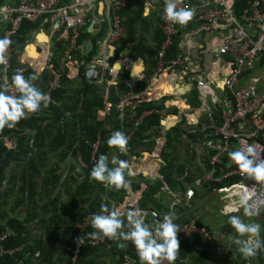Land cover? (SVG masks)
Instances as JSON below:
<instances>
[{
	"label": "built area",
	"instance_id": "1",
	"mask_svg": "<svg viewBox=\"0 0 264 264\" xmlns=\"http://www.w3.org/2000/svg\"><path fill=\"white\" fill-rule=\"evenodd\" d=\"M134 1L67 0L63 3L62 0H18L15 4L0 6V17L7 23L2 39L7 38L11 41L3 52L4 62L0 63V84L10 85L11 77L16 72L12 71L11 58L15 52L13 43L17 42L19 46L23 43L18 41V38H21L19 31L22 24L37 23L45 19L50 42L52 39L53 45L56 41L63 44L60 71L54 70L48 81L47 94L51 97L52 93L60 88L63 73L71 78L81 74L73 64L77 61L74 54L83 52V45L80 42L83 32L88 30L92 21L96 22L95 25L100 24V16L104 15L107 21L106 33L96 40L99 52L95 59L85 65L83 72L85 79L96 84H103L107 78L109 79L106 91L110 87L115 90L118 102L114 108L120 120L131 114L138 103L147 102L150 92H153V96L160 94V84L163 82H169L174 88L190 86L185 95H173L170 98H176L174 99L176 102L184 99L189 103L188 95L197 94L200 107L194 109L190 107V110H180L178 107L177 110L182 114L185 111H193L189 114L186 112L183 117L179 112L178 114L181 121L185 120L189 127V134L200 143L206 154L205 159L200 162L203 167L206 166V170L197 175L189 167H183L182 173L176 177V181L182 184L183 188L176 191L160 174L163 168L158 162L161 149V152L153 150L147 161L143 160L145 151L139 152V155H131L126 150L123 153L128 165L126 170L131 171L134 177L148 172L149 174L142 178L152 183L161 181L160 191L170 199V204L163 210H157L151 205L145 209L141 208L144 192L135 189L129 183L126 189H122L121 200L108 202L109 208L119 210L124 219L129 210L141 209L145 222L153 228L157 221H162L166 213L172 212L176 217L173 222L179 225L180 229L177 233L179 244L189 238H195L201 242L203 249L206 248L204 244L212 248L216 245L218 236L221 238L226 236L219 231H212V228L210 229L198 216V207L205 199L200 200L202 196L216 195L220 203L219 214L225 218H229L230 215L244 216L243 209L239 208L242 197L247 198L253 210L258 213L247 218L258 216L264 209V184L246 178L235 165L227 167L228 153L248 145L255 146L260 158L264 159V74L260 76L255 74L256 70L264 66V0H183L181 6L196 8L194 18L183 26L162 19L163 0H137L143 2V15L157 13L162 42L156 51L146 85L139 92L119 91L117 74L121 68L131 72V64L121 63L118 72L115 71L117 63L109 64L110 48L123 38L125 29L122 12ZM239 1L241 3L238 7ZM38 36L39 33L34 42L25 41L22 46L18 59L21 67L18 70L24 76L31 69L37 75L53 69L50 62L53 55H48L43 65L31 62L30 59H22L27 47L30 46H36L35 51L42 54L38 47ZM213 36H216L215 40H211ZM168 51L169 54L172 53L169 58ZM67 64H70L68 69ZM51 102L57 104L55 100L51 99ZM167 103L168 99H165L164 105ZM152 113L160 114L161 111L155 108L143 110L137 118L133 117L134 128L141 125ZM97 115L102 114L97 112ZM191 115H196V120L191 119ZM5 130L19 131V128L5 127ZM132 133L133 131L128 134V139ZM0 141L4 142L9 150L15 148L16 142L7 135L0 134ZM99 143L100 133H97L94 142L85 141L90 149L88 162L82 160L79 152L76 154V167L72 173L78 175V179L84 178V171L94 166ZM154 165L156 168L150 169ZM233 179L236 181L231 182ZM246 181L252 186H248ZM102 187L103 194H106L107 189L103 184ZM158 195L156 199L159 200L160 194ZM89 218L86 216L73 225L76 232L71 241L72 246L65 247L69 258L68 264H78L80 252L84 247L101 246L108 240L85 239L90 227ZM8 236L10 232L0 234V256L4 253L11 255L23 249V246H20L5 250L3 242ZM81 236L84 239L83 244L78 243ZM179 262L184 263L186 260L180 259ZM124 264H140L134 246L133 255H126ZM246 264L251 262L247 261Z\"/></svg>",
	"mask_w": 264,
	"mask_h": 264
},
{
	"label": "trees",
	"instance_id": "2",
	"mask_svg": "<svg viewBox=\"0 0 264 264\" xmlns=\"http://www.w3.org/2000/svg\"><path fill=\"white\" fill-rule=\"evenodd\" d=\"M66 1L62 0L63 3ZM240 3L239 1L238 7ZM136 13L138 15L140 14L139 12ZM154 15L153 21H156V14ZM36 25V23H23L19 34H24L29 29L33 31L38 27ZM30 31L28 35L20 34L21 38H18V41L25 42L31 33ZM160 34V31L155 30L152 38V40L154 39L153 45L151 47L143 46L146 49L145 53L150 55V57L155 56L156 49L162 41ZM89 36L90 33L86 29L82 34L80 42L83 43ZM55 45L56 48L60 47L62 50V42L56 41ZM96 51L97 47L94 48L91 56H94ZM15 53L17 52H14L11 58L13 72L21 67L18 60L19 57L17 61L14 58ZM118 53L119 51L116 52V55ZM170 55L172 53L169 54L168 51L167 58ZM51 64L54 70L60 71V62L56 55L53 56ZM84 69L79 75L78 81L66 73L62 74L60 88L56 89L51 96V99L55 100L57 104L50 102L47 108L42 107L39 112L31 115L28 119L20 120L15 126L19 128V131H7L5 129L0 131V134L7 135L16 142L15 148L9 150L5 143L0 141V234L10 232V236L3 242L5 250L8 251L23 246L22 251L13 252L11 255L8 253L1 255L0 264H56L52 258L57 255V252L51 247L44 246L42 238L38 239L31 230L26 229V224L34 220H37V224L39 221L46 237L55 235V231L53 230L55 225L65 228L61 238H59V251H65L66 246H72L71 239L75 237L74 233L76 230H74L73 223L69 226L65 218H60L58 214L59 199L56 190L59 186L61 187L65 184L63 182H67V174L72 172L76 167L75 159L78 152L81 154L82 160L88 162L90 149L85 144V141L94 142L97 133H100V143L96 155L97 159L101 154H107L110 160L115 155L119 160L125 161L126 158L123 153H120L115 148L109 149L107 145V140L113 132L119 130L128 136L133 131L128 139L126 149L131 155H139L142 149L141 147L149 148L150 144L153 148L156 140L160 137V134H158L156 137H153L154 140L148 141L142 138V133L152 125L160 127L161 113H152L147 116L143 120V123L136 129L133 125V117L137 118L143 110L152 108L164 110L165 100L151 101L153 98L158 100L157 96L152 95L147 99V102L143 101L137 104L134 111L132 110L134 115L132 113L128 114L123 120H120L114 108L118 102L115 90L110 87L109 91H105L106 81L103 84L89 82L83 75ZM48 71L43 72L39 76L31 69L28 71L29 73H25V78L36 75L38 78L33 83L42 92L47 93L49 88L48 81L51 79ZM76 85L78 88H75ZM0 86L2 85L0 84ZM117 88L119 91H128L124 85H118ZM195 95L198 102L197 108L200 107V101L197 98V94ZM96 112L102 115L97 116ZM173 113L178 114V110H174ZM173 132H179L178 126L167 133L168 139L170 133ZM177 134L178 137H181V133ZM189 136L192 140H195L190 134H188ZM169 144L170 142L168 140L161 152L162 154ZM160 149L161 146H158L156 151L159 152ZM172 163L173 161L164 167L160 174L169 186L178 191L183 186L176 181V177L182 173L183 168L172 172L174 170ZM61 164H65L63 169L61 168ZM109 166L112 167L113 165L110 164ZM44 169H47L46 176H42L41 174ZM84 172L85 176L82 179H78V175L73 173L69 176L72 181L71 188L76 189L78 194L83 197L81 201L85 205L84 208L82 206L76 210L77 212H74L73 215H75L77 221L86 216L90 217L93 214H98L102 203L110 207L109 203L121 200L122 194V189L120 191L107 189L106 197H104L102 184L89 180L91 168L86 169ZM127 172L128 170L125 171L126 179L129 177ZM39 177L42 178V189L38 193V197L40 201H43L42 199L45 198V201L38 205L36 203V187L37 178ZM189 181L191 182L192 179H189ZM235 181L236 179H233L231 182ZM160 182L157 180L151 184V190L147 194L155 203V196L160 192L162 187ZM160 206L158 204L156 209L161 210L162 208ZM63 208H65V205ZM141 208H147V202L144 198L141 203ZM21 214H24V216L22 217ZM39 218L41 219L39 220ZM91 231L93 229L90 226L86 233ZM85 239L88 240L87 236ZM120 242L107 240L101 246L84 247L80 252L78 264H124V257L126 255H133V245L131 242H127V247L120 248L118 247ZM179 245L177 259L174 264H183L179 260L188 259L193 253H197V255H193L194 264H206L209 257L208 245L204 244L206 248L201 253L198 252H200L202 244L195 238H189ZM114 246L120 248L121 251L115 250ZM104 251L109 253L107 255L108 262L98 259ZM234 251L237 252L236 258L232 259L230 254H225L222 256V264H246L247 261H250L251 264H264V256H261L260 252L248 260L237 248L233 250V253ZM56 260H58V264L61 262V259L56 258ZM234 260L235 262L233 263ZM68 261L69 258L67 255L64 257L65 264H68Z\"/></svg>",
	"mask_w": 264,
	"mask_h": 264
},
{
	"label": "clouds",
	"instance_id": "3",
	"mask_svg": "<svg viewBox=\"0 0 264 264\" xmlns=\"http://www.w3.org/2000/svg\"><path fill=\"white\" fill-rule=\"evenodd\" d=\"M134 3L136 5L139 4L136 12L140 13V10L143 9V2L135 0ZM182 4L183 0H163L162 19H164L166 22L181 26L188 24L194 18L196 14V8L194 6H181ZM152 14L153 12L149 15H143L141 13L139 15H141L144 19H148L147 23L150 24L149 17H151ZM103 20L105 26H107L104 18ZM151 25L152 27L150 32L152 34L155 30L160 31L158 22L155 25ZM95 26L96 25H94V27ZM43 28L44 27H42L41 30ZM142 28L144 27L142 26ZM124 29L125 32L123 38L117 44L112 45L110 48V56L112 60L117 58V55L120 54V51L122 49H126L128 47L127 45H124L122 47V41L126 33L125 21ZM40 33L46 34L47 37L50 38L47 32ZM160 37L162 39V34H160ZM96 40L97 38L93 42L95 43L94 48L97 47ZM10 43L11 41L7 38L0 39V63L4 62L3 52ZM81 44L83 45V43ZM134 48L135 46H130L129 49L133 50ZM118 51L119 53L116 55V52ZM98 52L99 48L97 47V51L95 52L93 58L85 62V65L91 60L95 59L98 55ZM114 63L115 61H113L110 65H113ZM134 63L135 62H132L131 69H133ZM37 78L38 77L36 75L25 78L23 73L20 70H17L11 77L10 85L1 84L0 131H3L5 127L14 128L20 120L28 119L31 115L39 112L42 107H48L49 103L51 102V97L49 94L42 92L33 83V81H35ZM177 88L178 87H176L175 89L177 90ZM165 99H167V97L158 100L152 99L151 101H162ZM187 104L190 105L189 103ZM127 144V136L125 135V133L119 130L113 132L107 140L109 149L115 148L120 153L126 152ZM228 157L229 163L227 164V167H232L233 165H235L237 170L246 178L264 184V159L260 158L255 146L248 145L243 149L231 151L228 153ZM110 164L113 166L110 167ZM126 169H128L126 161L119 160L115 155H113L110 160L109 155L101 154L91 169L89 180L103 184L106 189L120 191L121 189H126L130 183V181L126 179L125 176ZM127 175L132 176L133 173L131 171H128ZM160 193L161 191L158 194ZM158 194H156L155 197H158ZM189 195H191V193H189ZM239 208L243 209L244 216L246 217H251L258 214L253 210V206L248 203V200L245 197L241 198ZM175 218L176 217L174 213H166L163 216L162 221H157L156 226L153 228L151 225L145 222V216L141 209L137 208L129 210L126 214V219H124L122 218V214L119 210H110V208L106 204L102 203L100 206V212L98 214L91 215L89 218L90 226L93 231L88 232L85 235L92 241L104 239H108L111 241H121L118 244V247L120 248L127 247V242H131L136 250L140 264H165V262H167V264H174L175 260L177 259L180 246L179 240L177 238V233L180 231V229L179 225L173 222ZM75 222H77L76 219H74V221L72 222L73 225L75 224ZM228 223L231 225L235 232V235L230 238V244L228 247L229 250H231V245L235 244L237 246V250L245 258L254 257L258 254V252L264 250V239H262L260 235L261 225L259 223H246L245 220L242 219V217L239 215H230L228 218ZM78 243H84V239L82 238V236L78 238ZM210 249L211 248H209L208 251H210ZM63 252L67 254L66 251L63 250Z\"/></svg>",
	"mask_w": 264,
	"mask_h": 264
},
{
	"label": "crops",
	"instance_id": "4",
	"mask_svg": "<svg viewBox=\"0 0 264 264\" xmlns=\"http://www.w3.org/2000/svg\"><path fill=\"white\" fill-rule=\"evenodd\" d=\"M17 1L18 0H0V6H2V5H12V4L17 3ZM138 7H139V4L136 5L134 2H132L124 10L123 17H124V21L126 22V33H125V37H124V39L122 41V47L124 45H127L128 47L126 49H122L120 51V54L117 55V58H115L114 60H112V58H110V60H109L110 61L109 64H111L113 61H115V63L119 64L118 67L116 65L115 71H117V72H118V69H119L121 63H123V64H132V62H137L138 60L142 61L141 72H142V68H143V72H142V74L140 72L141 78H138L137 80H136V77H133L132 73L129 72L128 70H125V69L121 68L122 70L120 72H118V74L125 73L127 78L126 79L125 78L122 79V78H119L117 76V82L122 83V85H124L127 88L128 91H133V92H136V91L139 92L146 85V83L148 82V80L150 78L151 68H152L153 62H154V56L150 57V55H147L145 53V51H144V47L143 46L151 47L153 45V42H154V39L152 40L153 34L150 32L151 27H152L151 24L155 25L158 22L157 13L153 12L152 16L149 17L150 24H148L147 23L148 19H144L141 15H138L136 13ZM140 13L142 14V10H140ZM154 14H156V21H153V18L155 17ZM103 18L105 19L104 15H103V17L100 16V24H98V25H96L94 27L93 32L89 31V28H88L87 31H88V33H90V36L88 38L89 40L86 39L83 42V45L87 41L93 43L96 38L102 37L103 34L106 33V31L104 32L106 26L104 24ZM136 21H139L142 24V26L144 27L143 30L136 29V26H137V22ZM105 23L107 25L106 19H105ZM28 24H30V23H28ZM36 24H37L36 27L37 26L38 27L36 29H34L33 31H30L32 29H29L24 34L20 33L21 35H25V34L28 35V32L29 31L31 32L29 34L28 39L26 38V42L27 41L28 42H30V41L34 42L37 39V36H36V39H35V35L36 34H38L40 32H46L44 28L41 30V28L45 25V21L39 22V23H36ZM31 25H33V24H31ZM6 27H7V23H5L4 26L0 27V38L3 36L4 30L6 29ZM40 34H43V33H40ZM40 34H39V36H40ZM49 39L50 38H48V37L46 38L44 35L40 36V38L38 39V41H39L38 47L40 48V51H41L42 54L39 53L38 56L36 57V59L32 57L30 59L31 62L33 60H35L34 61L35 63L43 65L45 63L46 58H47L48 55H53V56L56 55V56H58L57 52H56L57 51L56 45L52 44V39H51V42L49 43ZM26 42L20 43V46L17 44V42L13 43L14 48H15V52H17V53L14 54V58L16 59V61H17V58L20 56V52H21L23 44L26 43ZM130 46H135L136 48H134L133 50H130L129 49ZM27 48L28 49H26L24 54L25 53H31V52H29V49H32L33 51L36 50V46H30V47H27ZM62 51H63V49H62ZM92 52H93V50H91L89 52L90 54L87 55L85 50H84L83 52L74 54V57H75V59L77 61H76V63H73V64H74V66H76L79 69L80 73H82V71L84 69L85 62H87V61H89L90 59L93 58V56H91ZM36 53H37V51H35L33 54H36ZM118 60H120V62ZM50 62H52V60ZM139 65H140V62L137 63L138 67H139ZM69 66H70V64H67L66 68L68 69ZM133 69H135V68H133ZM139 69H140V67H139ZM53 72H54V69L51 68L48 71V74L51 76V75H53ZM40 74L41 73H39V75ZM136 74H137V70L135 69L134 76ZM75 80L76 81L79 80V75L75 78ZM108 80H109L108 78H107V80H105L107 85H108ZM130 82H131V84H130ZM75 88H78L77 85H76ZM104 89L106 91V88H104ZM180 95H183V94H180ZM184 98H187V97H184ZM167 99L170 100V96L167 97ZM164 110L169 111V113H167L166 115H163V117H168V115L170 114V105H166ZM164 110H160L162 114H163ZM191 118L196 119V115H191ZM186 126H187V124H186ZM158 134H160V137L156 141L157 144H156V146L153 149L154 151L157 150V145L161 143L160 139L163 137L161 135V128L152 125L148 130H146V131H144L142 133V136H143L142 138H145V140H148V141L154 140L153 137H156ZM183 135H185V134H183ZM186 136H181V137L179 136V138L176 141L178 143H180V141L183 140L189 146V149L188 150L186 149V151H185V156L187 157V161L188 162L183 163L184 160L181 159L182 161L180 160L181 163L178 166L176 164L177 161H178V158L174 157L171 154V150H170L171 148H170V144H169L168 147L165 148V150H164V153L166 152L168 154V162H165L166 163L165 167L167 165H169L170 162L173 161L172 164H173L174 170L172 172H175L176 170H179V169H181L183 167H189L193 171L194 174L200 175L203 171L206 170V166L203 167L200 164V162L205 159V155L206 154H204V151H203L202 146L200 145V143H198L195 140H192V138H190V136L189 137L187 136V138H186ZM168 140L170 142V137L168 139V137L166 135V143H167ZM166 143H165V145H166ZM141 148L142 149H149V148H143V147H141ZM178 149H179V147H178ZM176 150H177V148L173 149V153L174 154H175ZM161 155H162V153L160 154V156ZM70 174H72V172H70ZM67 179L70 180V183L68 182V180H67V182H63L62 181L65 184H63L61 187L59 186L57 188V190H56V193L58 194L57 197L59 199L58 214H59L61 219L65 218L67 220V223H69V226H70L71 223L75 219V215H73L74 211L69 210V208H73V210H74V208L77 207V203L79 204L81 202V199H83V197L79 196V194H78L76 189H74V188L72 189L71 188L72 181H71L70 178H67ZM210 196H212V195L205 194L204 196H202L200 198V200H202L204 198L208 199V198H210ZM205 199L202 201L201 204H203ZM39 200H40V198H38V200L36 202L38 205H39V202H40ZM42 200L43 201H41V202H44L45 198H43ZM40 204H42V203H40ZM64 205H65V208H63ZM72 205H74V206H72ZM148 206H150V205H148ZM21 216L23 217L24 214H21ZM40 219L41 218H39V220ZM36 222H37V220H34V221H31L30 223H27L26 224V229L31 230V232H33L34 235L36 237H38V239L42 238L43 241H44V246L46 245V247H51V248H53V250L55 252H57V255L52 258L53 262L55 261V263L58 264L57 263L58 260H56V258H58V259H61V262L59 264H65L64 257L66 256V254L63 251H59L60 250L59 249V244H60L59 238H61V235L63 233V230H65V228L59 227V225H55L53 227V230L55 231V235L54 236H50V237H46L44 235V233H43V231H44L43 227H41L39 221H38V224ZM227 241H228V244H230L229 240H227ZM232 246H233V250L237 248V246L235 244L231 245V250L228 249L229 245H227V246L213 245L212 248L210 249V251H208L209 252V257H208V260H207L206 264H222V256L225 255V254H230L232 259L236 258L237 252L234 251V253H233ZM202 251H203V247L201 246L200 247V252H198V253H201ZM215 251H219L220 254L216 255V257L214 259H212V256L214 255ZM108 254L109 253L104 251L100 255V258H98V259H102V260H104V262H108V258H107ZM260 254H261V256H264L263 250L260 251ZM193 255H197V253H193ZM193 255L191 254V256H189L188 259H185L186 262H184L183 264H194ZM211 260H212V262H211ZM234 262H235V260L233 261V263Z\"/></svg>",
	"mask_w": 264,
	"mask_h": 264
},
{
	"label": "rangeland",
	"instance_id": "5",
	"mask_svg": "<svg viewBox=\"0 0 264 264\" xmlns=\"http://www.w3.org/2000/svg\"><path fill=\"white\" fill-rule=\"evenodd\" d=\"M43 21H45V19H41L39 22H43ZM5 23L6 22L3 21V18L0 17V27L4 26ZM43 27H44L45 31L48 33L49 32L48 26L44 25ZM136 28L138 30H142L143 29L142 28V24L137 22ZM43 35L47 38L46 34H40V36H43ZM40 36H38V39L40 38ZM215 38H216V36H213L211 40H215ZM38 43H39V41H38ZM29 52H31V53H30L28 59H31L32 57L36 59V57L39 54V53L32 54V52L33 53L35 52L32 49H29ZM56 52H57V55L59 56L58 61L60 62V59L63 56V51L60 49V47H58ZM34 61L35 60H33L32 62H34ZM206 69L208 70V66L206 67ZM255 74L257 76H260L261 74H264V66L261 69L256 70ZM117 76L119 78H122V79H124V78L126 79L127 78L125 73L117 74ZM118 85H122V83L118 82ZM218 94H219V92H218ZM197 98H198V96H197ZM174 99H176V98H170L169 103L167 104V105H170V113H172V114H174L173 113L174 110H177L178 107H179V109H181L183 107H188L189 106V105H187V103L185 102L184 99H181L180 101L177 100V102ZM188 102H189L190 106L193 107V109L196 108V106H198V102L196 100V95L195 94H189L188 95ZM178 112H179L180 116L183 117V116H185L186 112H187V114H189V113H192L193 111H185L183 114H182V112H180V110ZM167 113H169V111L164 110L162 115H166ZM191 119H193V118H191ZM177 126L179 128V132H177V133H181L180 134L181 136H186V135L188 136L189 127L186 126V123L184 121L178 122ZM177 133H174V132L170 133V144H171V147H170L171 149L170 150H171V154L174 157L178 158V161H177L176 164L179 166L181 161H182L181 159L184 160L183 163L188 162L187 161V157L185 156V151H186V149L187 150L189 149V146L183 140L180 141V143H178L176 141L179 138ZM183 134H185V135H183ZM187 136H186V138H187ZM156 144H157V142H156ZM156 144L153 146V148H152V145L150 144L149 145V149H141L140 152H142V151H153V149L156 146ZM178 147H179V149H178ZM175 148H177V150H176V152L174 154L173 153V149H175ZM53 162H54V160H53ZM158 162L164 168L165 165H166L165 162H168V154L166 152L163 153L158 158ZM64 166H65V164H61V168L62 169L64 168ZM46 172H47V169L42 170V172H41L42 176H44V175L46 176ZM70 175L71 174L68 173L67 174V178H69ZM127 179L130 181V183L132 184V186L135 189H140L142 192H144V200L147 202V206L151 205L152 207L156 208L157 205L159 204V205H161L160 206L162 208L161 210H163L166 206H168L170 204V199L163 192L160 193L159 200L156 199L157 205L154 202V200L150 199L147 196L148 192L151 190L150 186H151V184H153L151 181H149L147 179H144L141 176H137V177L129 176ZM41 180H42L41 177L37 178V187H36V190H37L36 198H37V200L39 198L38 197V193L41 192V189H42ZM68 182L70 183V180H68ZM246 183H247L248 186H252L250 183H248V181H246ZM79 196H80V194H79ZM103 196L106 197V194H103ZM40 203H41V201H40ZM82 206H83V208L85 207V205L81 201L79 204L77 203V207L74 208V210H73V208H69V210L75 212L77 209L81 208ZM219 209H220L219 199H218V197L216 195H212V196H210V198L205 199L203 204L199 205L197 214H198V216L200 218H202V220L204 222H206V224L210 227V229L212 228V231H219V232H221V234H224L226 236L225 238H221L220 236H218L217 237V241H216V245L227 246V245H229L227 240H229V242H230V238L235 235V232H234V229L231 227V225L228 223V218L222 217L219 214ZM241 217H242V219L245 220L246 223H249V222L259 223L261 225V233H260V235H261V238L264 239V209L261 210L260 214L258 216H256V217H252V218H247V217H244V216H241ZM229 230H231V231H229ZM115 250H120L121 251L120 248H116V247H115ZM232 251H233V246H232ZM263 253H264V250H263ZM218 254H220V252L219 251H215L214 255L212 256V259H214L216 257V255H218ZM211 262H212V260H211Z\"/></svg>",
	"mask_w": 264,
	"mask_h": 264
},
{
	"label": "bare ground",
	"instance_id": "6",
	"mask_svg": "<svg viewBox=\"0 0 264 264\" xmlns=\"http://www.w3.org/2000/svg\"><path fill=\"white\" fill-rule=\"evenodd\" d=\"M33 54V53H32ZM30 55V53H25L23 56H22V59L23 60H26V58L28 59V56ZM27 56V57H26ZM140 62V65H139V67H140V69H139V67L137 66V63H139ZM141 64H142V61L141 60H138L136 63H134L133 64V68H135L136 70H137V74L134 76V73H135V69H132V75H133V77H136V79H138V78H141V75H140V71H141ZM118 65L119 64H117V67H118ZM134 81V80H133ZM130 84H131V82H130ZM161 86V87H160ZM160 90H161V93L160 94H156L155 96H157V98L158 99H162V98H164V97H169V96H173V95H179L177 92H176V89L174 88V86H172V85H170V83L169 82H163V83H161L160 84ZM186 92V91H185ZM153 92H150V97L153 95L152 94ZM184 95V94H183ZM186 109H188V107H183V108H181L180 110H186ZM169 118H167L166 119V121L167 122H170V123H177V121H178V118L176 119V118H173L172 116H168ZM196 120V119H195ZM162 144L163 143H160L159 144V146H162ZM151 154L150 153H147V152H145L144 154H143V160H145V161H147L148 160V158H149V156H150ZM153 168H156V166L154 165V166H152V167H150V169H153ZM145 174L144 175H142L143 177H145V176H147L149 173L148 172H144Z\"/></svg>",
	"mask_w": 264,
	"mask_h": 264
},
{
	"label": "water",
	"instance_id": "7",
	"mask_svg": "<svg viewBox=\"0 0 264 264\" xmlns=\"http://www.w3.org/2000/svg\"><path fill=\"white\" fill-rule=\"evenodd\" d=\"M94 25H95V22L93 21L91 23V25L89 26V31H92V29L94 28ZM94 45H95V43L88 42V41L84 43L83 47H84V50H85V52H86L87 55H89V52L94 49ZM189 89H190V86H186L185 88L184 87H181V88H177L176 92L179 93V94H184L185 95V91H187ZM187 110H190V105L188 106V109ZM169 115L172 116L173 118H176V119L178 118V122H181V119L179 117V114H172V113H170ZM178 122L177 123H170V122H167L166 121V117L161 118L160 128H161V135L163 136L160 139V142L163 143L162 146H161V151L163 150L164 145L166 143V135H167V132L171 131L174 127H176L177 124H178ZM145 152L151 154V151H145ZM246 259H249L250 260L251 257H248Z\"/></svg>",
	"mask_w": 264,
	"mask_h": 264
},
{
	"label": "flooded vegetation",
	"instance_id": "8",
	"mask_svg": "<svg viewBox=\"0 0 264 264\" xmlns=\"http://www.w3.org/2000/svg\"><path fill=\"white\" fill-rule=\"evenodd\" d=\"M97 113V112H96Z\"/></svg>",
	"mask_w": 264,
	"mask_h": 264
}]
</instances>
